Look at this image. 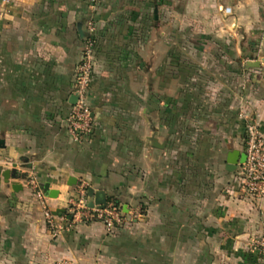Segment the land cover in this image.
<instances>
[{
	"label": "crops",
	"instance_id": "crops-1",
	"mask_svg": "<svg viewBox=\"0 0 264 264\" xmlns=\"http://www.w3.org/2000/svg\"><path fill=\"white\" fill-rule=\"evenodd\" d=\"M262 1L0 0V264H264L251 246L264 195L226 168L231 150L245 153L242 112L264 136V55L250 50ZM79 23L96 39L81 142L66 121ZM14 162L19 191L2 175ZM32 179L59 190L45 195L64 209L55 228ZM81 186L119 199L127 221H74Z\"/></svg>",
	"mask_w": 264,
	"mask_h": 264
},
{
	"label": "built area",
	"instance_id": "built-area-1",
	"mask_svg": "<svg viewBox=\"0 0 264 264\" xmlns=\"http://www.w3.org/2000/svg\"><path fill=\"white\" fill-rule=\"evenodd\" d=\"M90 37L85 39L81 51L80 61L76 67L73 89L71 94L78 95L75 104H71V111L66 119L68 133L74 141L85 140L94 129V119L89 105V88L95 67L94 25H91ZM247 119L245 135L246 161L238 166V178L241 190L248 197L260 198L264 195V136L258 122L247 113L242 112ZM37 196L41 201L47 224L56 227V215L47 204V198L41 185L32 179ZM69 215L74 221L102 222L107 229L112 230L127 221L126 213L121 204L109 199L104 208L90 207L87 198L86 186H81L76 199H69ZM251 246L264 256V235L256 236L251 240ZM59 264H73L60 262Z\"/></svg>",
	"mask_w": 264,
	"mask_h": 264
},
{
	"label": "water",
	"instance_id": "water-1",
	"mask_svg": "<svg viewBox=\"0 0 264 264\" xmlns=\"http://www.w3.org/2000/svg\"><path fill=\"white\" fill-rule=\"evenodd\" d=\"M83 1V0H81ZM156 17H157V9H156ZM79 32L82 39H87L90 37L91 33L88 29L83 27L82 23H79ZM249 66H259L260 61H249ZM78 99V95L72 94L69 101L71 104H75ZM0 147H5V140L0 138ZM21 160L24 161L23 167H32L31 163H29V159L27 157H21ZM246 161V153H240L238 150H231L228 158H227V170L230 172L235 171L238 166ZM5 182L12 185L15 191H19L22 188L19 180L26 177V173L22 172L19 169V163L14 162L12 167L9 169H5L2 173ZM77 183V178L71 176L69 178L68 184L75 185ZM41 189L44 194L51 198H56L59 194V190L52 189L51 183L49 181L44 182L41 185ZM88 204L90 207H99L104 208L107 205L109 200L107 192L104 189H95L92 186L88 187L87 191ZM64 211V209H57L54 213L58 214L59 212Z\"/></svg>",
	"mask_w": 264,
	"mask_h": 264
},
{
	"label": "rangeland",
	"instance_id": "rangeland-1",
	"mask_svg": "<svg viewBox=\"0 0 264 264\" xmlns=\"http://www.w3.org/2000/svg\"><path fill=\"white\" fill-rule=\"evenodd\" d=\"M181 1L182 2H184V1L186 2L188 0H181ZM262 3H264V0L262 1ZM260 12L262 14L261 18H262L263 23H264V10H262ZM254 29H255L256 32L253 33L254 35H251V37H253V38H257L258 37V39H260V40H257L258 42L257 41L255 42L256 45L255 44H250V48H251L250 50L251 51L253 50L254 52H256L257 56L258 55L263 56L264 55V24H263V26L257 27V28L255 27ZM257 32H259V33H257ZM129 222L132 223L131 221H129ZM252 238H254V237H252Z\"/></svg>",
	"mask_w": 264,
	"mask_h": 264
},
{
	"label": "trees",
	"instance_id": "trees-1",
	"mask_svg": "<svg viewBox=\"0 0 264 264\" xmlns=\"http://www.w3.org/2000/svg\"><path fill=\"white\" fill-rule=\"evenodd\" d=\"M110 199H113V200H115L118 204H121V202L119 201V199H116V198H114V197H111Z\"/></svg>",
	"mask_w": 264,
	"mask_h": 264
}]
</instances>
